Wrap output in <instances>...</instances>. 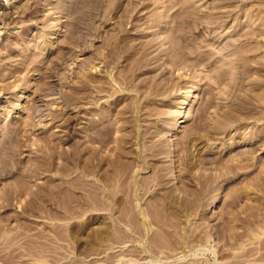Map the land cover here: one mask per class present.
<instances>
[{"label":"rangeland","instance_id":"1","mask_svg":"<svg viewBox=\"0 0 264 264\" xmlns=\"http://www.w3.org/2000/svg\"><path fill=\"white\" fill-rule=\"evenodd\" d=\"M167 35L193 55L131 76L118 45ZM121 136L132 210L85 193L105 161L66 160L80 142L114 156ZM54 184L76 190L69 208ZM0 264H264V0H0Z\"/></svg>","mask_w":264,"mask_h":264},{"label":"bare ground","instance_id":"2","mask_svg":"<svg viewBox=\"0 0 264 264\" xmlns=\"http://www.w3.org/2000/svg\"><path fill=\"white\" fill-rule=\"evenodd\" d=\"M186 12H187V10H186ZM190 16H193V15L192 14L190 15V13L183 14V16L181 17L182 23H180L179 27H178L179 30H180V31L179 30L177 31L178 33H181V34L185 35V33L189 32V29H185L184 28L185 27L184 26V21L186 19L189 20ZM156 20H157V22L154 25L160 26L159 25L160 24L159 23L160 20L159 19H156ZM191 20L192 19H190V21ZM193 20H195V19H193ZM190 21H188V22H190ZM173 36L174 35H172V36L167 35V39L166 40H168V41L171 40L172 42L169 41L168 47L164 48V49L160 48L161 44H159V42L157 40H155L154 38H151V39L147 40L144 44H142V46L140 45L141 46L140 48H136V47H139V46H134V45L132 46V44H124V45L119 44L118 45V50H117L118 53L121 52L122 53V57L127 59V61L130 64V65L128 64V67L124 65L125 69L127 67L126 70L128 72H130L131 76H133L134 73H137V71H139L141 69H150V68H154V67L158 66V64H159L158 61L160 59H162L164 56H165L164 58L166 60H169V62H171L170 66H171V64L174 65V66L175 65L177 66V64H178V66H179V64L181 65L182 62L186 61L188 53L187 54L184 53V52H186V50L185 51L183 50L184 51L183 52L181 50L182 47L179 50V45H181L180 44L181 40L179 41L178 38H177L178 40L176 38H172ZM175 37H177V35H175ZM183 37L184 36H182L181 38L183 39ZM183 41H182V43H185L187 41V39H186L185 42H183ZM186 45H188V44L186 43ZM194 48L195 47H193V49ZM113 49L115 50V48H113ZM196 50H199V49H196ZM196 50H193L190 54L195 53L194 55L197 54L195 56V57H197L199 55L200 51L197 52ZM153 51H155V52H153ZM189 51H191V50L189 49ZM116 53H112L113 55L115 54L114 57L116 56ZM192 55H189V57L192 56ZM200 55H199L198 59L201 57ZM119 56L120 55H118V57ZM170 68H172V66ZM126 72H125V74H126ZM154 76L155 75L150 76L149 79H143L141 81V83H143L144 86L145 85L147 86V88H146V91H147L146 92V94H147L146 97H148L149 99H150L151 95L156 94V93H160L161 90L165 88V84H160L159 82H157L155 80ZM126 77H127V74H126ZM141 83H139V84H141ZM134 104L135 103L133 101L132 102H128L127 104H125V106L122 108L121 111L124 112V113L125 112H129L130 113L131 109H134V108H132L134 106ZM168 125H169V123H168ZM97 127H98L96 129L97 131L94 129L95 133H92L93 135L97 134V137H95L94 140L97 138V140H98L97 143L101 144L100 146H104L108 141H110V139H112L110 137H111L112 132H113V130H112L113 129V125L110 122H106V123H103L101 126L99 125ZM129 133L130 132H128V134ZM124 136H121L119 141L116 139L117 137H115V139L117 140L116 142H118V144H116L117 146H116V150H115L114 156H112V155L110 156L109 153L107 154V152L109 151L110 146H109L108 151L106 153L103 152V151H106V147L105 148L103 147V149H105V150L102 151L103 152V154H102V152L99 153V150L102 149L101 147H97V145H94V146L93 145H87V146L85 145V147H82V145L80 146V143H82V142H80V143H76V146L74 147L73 152L66 156V160H67V162H69L68 165L72 164L74 166L75 165H79L80 166L82 164L80 166L81 168H79V166H78V168H79V170L80 169L82 170L83 173L81 172V174L85 173V175H87V173L91 174V172H95L96 173V170L99 169L98 165L101 162L105 161L104 165H106V167L102 171L101 175L100 174L98 175V176H101L100 178L103 181V187L100 188L99 187L100 185L98 186V184H96V183H95L96 185L95 184H89L90 186L85 188V191H86L85 193H87L89 196H91L95 200V202H98V204L100 203L99 202L101 200V196L100 195H102V193H105V196H106V193H108L107 195L110 194L109 196H107L108 198L111 195H115V194L118 195L119 194L118 192L127 194L128 198L123 202V204L121 205V208H123L124 210H132V206H131L132 204H131L129 196H128V191L130 190L129 189V185H128L129 183H127V181H126V179H127L126 176H127L128 172H129V170L131 168L132 161L130 162V160L126 159V157H125L126 154L125 153H127V152H124V150H123V144L124 143L122 142L123 144L121 145V141H123V139L125 140L128 135L125 138H122ZM112 137H114V136H112ZM88 138H91V136L88 137ZM91 139H93V138H91ZM114 140H113V142H114ZM89 141L92 142V140H89ZM107 145H109V144H107ZM5 149H6L5 150L6 153H8V152L12 153L14 151L13 146L5 147ZM85 152H86V155H85ZM104 154H107V155H104ZM49 163L50 162H48V164ZM100 166H101V164H100ZM132 166H133V164H132ZM69 167L70 166H67V167H65V169L69 168ZM101 169H103V168H101ZM98 171L100 172L101 170H98ZM95 173H92V175H94ZM83 177L86 178V176H83ZM83 177L80 176L78 178L76 177L77 179H75V181L77 180L78 187L81 188V189H84V187H85L84 183H86V182H83L85 180V178H83ZM96 177H97V175H96ZM17 181L20 183V185L22 187L26 186V179L23 176H20L17 179ZM102 181H101V183L100 182L99 183L102 184ZM56 187H57V184L49 186L47 188V192L48 193H53V194L56 193L57 195L58 194L59 195H62V194L67 195L68 199H67L66 202H64L63 206L65 208H69L70 207V201H71L72 197L74 196L76 190H74V189H72L71 187H68V186L63 187V188H61V187H57L56 188ZM194 194H193V196H195V200L192 201L191 204H195L197 202V200H198V198H199V196L201 194V190L194 191ZM105 196H102V197H105ZM161 204L162 203H160L159 201H155V202L153 201V202H151V204H149V210H151L153 212H156V213L158 211L161 212L162 209L166 206L164 204H163L164 206H161Z\"/></svg>","mask_w":264,"mask_h":264}]
</instances>
